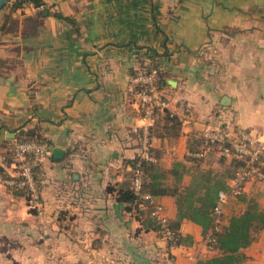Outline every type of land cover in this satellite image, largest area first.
I'll list each match as a JSON object with an SVG mask.
<instances>
[{"label":"crops","instance_id":"1","mask_svg":"<svg viewBox=\"0 0 264 264\" xmlns=\"http://www.w3.org/2000/svg\"><path fill=\"white\" fill-rule=\"evenodd\" d=\"M42 2L12 0L0 11V264H166V254L194 264L218 255L190 220L179 228L188 242L166 251L159 233L117 200L144 124L127 87L130 71L149 60L144 49H154L168 110L178 115L184 99L192 115L175 134L154 127L151 147L163 183L186 186L192 135L221 123L264 133V0ZM31 129L50 146L35 210L1 180L13 172L10 144ZM230 160L210 154L198 167L222 171ZM175 163L186 170L179 180ZM155 199L168 220L176 217L174 196ZM251 201L264 210V182L248 181L229 198L221 226ZM241 252V264H264V230Z\"/></svg>","mask_w":264,"mask_h":264},{"label":"trees","instance_id":"2","mask_svg":"<svg viewBox=\"0 0 264 264\" xmlns=\"http://www.w3.org/2000/svg\"><path fill=\"white\" fill-rule=\"evenodd\" d=\"M12 2V0H10ZM6 5H9L11 2ZM26 0H13L16 5L23 3ZM32 2L34 6L43 4L42 0H27ZM46 15L54 14L68 23L74 25V21L70 16H64L60 13H51L49 10H44ZM148 57L147 63L140 64V67L130 71V77L136 74L138 71H150L154 69L156 71V86L159 89L164 88L165 79L164 73L161 69V64L158 60L157 52L152 48H145L142 53ZM163 124V128L167 129L172 134H175L176 130L181 125V121L177 116L168 109H164L162 112H157L154 125L150 128V133L154 127ZM137 135V134H136ZM137 143L135 146V153L132 158L127 159L126 164L130 167L128 172V181L122 188L116 190V198L118 201L125 202L127 204L126 209L136 215L138 220H141V225L144 229H153L158 231L160 226L157 223L156 218L150 216L151 205L147 201H142L133 192L131 188V176L133 169L138 161L137 152L139 148L138 135ZM15 140H44L41 135L31 130H20L15 137ZM45 141V140H44ZM12 144V143H11ZM11 144L9 148L11 147ZM205 144L201 133H195L192 135L187 143V155L186 160L194 165V169L191 173V180L189 184L182 187L174 186L170 188L163 183L164 174L159 170L157 160L159 154L154 148L151 147V153L154 157L153 161H140V166L143 172V180L141 186V192L148 193L154 197L163 196L166 194L175 197L176 202V217L172 220H168V228L172 233V239L167 241L165 245L166 251L172 246L182 244V242H188L187 237H183L179 232L180 225L183 220H190L200 225L204 232V238L206 240L207 235L212 233L213 250L218 252V255L207 259H198L194 264H241L244 260V254L241 249L247 247L256 237L257 233L264 230V210L260 209L258 204L251 201L243 213L235 216H231L228 224L220 226L215 231V218L213 215L214 208L216 206V197L219 190H227L225 187V179L233 177L235 171L240 167L243 162L240 159L231 158L229 166L222 171H214L212 169H201L198 166L204 162L210 154H218V143H211V149L206 153V156L201 159L193 158L188 153L195 152L203 149ZM8 157L12 158L9 151ZM219 157L222 162L225 161L223 157ZM173 175L176 179H181L184 172H186L184 166L179 163H175L173 166ZM6 174H3V177ZM20 193H23L20 189H14ZM109 190L114 191L112 188ZM142 207H141V205ZM166 264H173L171 257H164Z\"/></svg>","mask_w":264,"mask_h":264},{"label":"built area","instance_id":"3","mask_svg":"<svg viewBox=\"0 0 264 264\" xmlns=\"http://www.w3.org/2000/svg\"><path fill=\"white\" fill-rule=\"evenodd\" d=\"M42 6V5H41ZM156 71H138L130 77L127 87L128 96L135 101L139 117L144 124L134 132L138 135L139 148L138 161L131 176V188L142 201L151 205L150 216L156 218L160 228L157 231L164 241L172 239V233L168 228V218L164 215V206L157 202L155 197L141 192L143 172L140 161H153L151 153L150 128L154 125L157 112L168 109L169 103L162 89L156 86ZM176 109L179 111L177 118L182 122L190 119L192 115L191 105L184 99H180ZM205 144L203 149L188 153L191 157L201 159L211 149V143H218L217 153L224 159L236 158L243 164L237 168L233 177L229 180L227 190H219L216 206L214 208L215 231L221 226L220 217L225 204L230 197H236L242 191L248 181L264 182V133L253 134L250 130L240 127L230 128L221 123L201 132ZM9 151L12 155L13 172L2 177V182L10 189H20L26 197L27 204L32 209L40 207V192L43 183L41 166L43 160L50 153V146L44 140H15ZM141 205V204H140ZM142 207V205H141ZM214 239L212 233L205 240L206 248L213 250ZM169 256L166 254V257Z\"/></svg>","mask_w":264,"mask_h":264},{"label":"water","instance_id":"4","mask_svg":"<svg viewBox=\"0 0 264 264\" xmlns=\"http://www.w3.org/2000/svg\"><path fill=\"white\" fill-rule=\"evenodd\" d=\"M10 0H0V11L6 6Z\"/></svg>","mask_w":264,"mask_h":264},{"label":"rangeland","instance_id":"5","mask_svg":"<svg viewBox=\"0 0 264 264\" xmlns=\"http://www.w3.org/2000/svg\"><path fill=\"white\" fill-rule=\"evenodd\" d=\"M11 2V1H10Z\"/></svg>","mask_w":264,"mask_h":264}]
</instances>
